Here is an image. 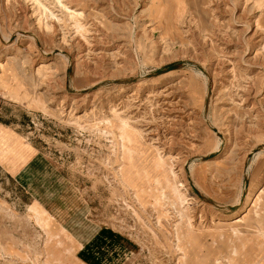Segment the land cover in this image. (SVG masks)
I'll use <instances>...</instances> for the list:
<instances>
[{
    "label": "rangeland",
    "instance_id": "rangeland-1",
    "mask_svg": "<svg viewBox=\"0 0 264 264\" xmlns=\"http://www.w3.org/2000/svg\"><path fill=\"white\" fill-rule=\"evenodd\" d=\"M0 103V264H264V0H0Z\"/></svg>",
    "mask_w": 264,
    "mask_h": 264
},
{
    "label": "crops",
    "instance_id": "crops-1",
    "mask_svg": "<svg viewBox=\"0 0 264 264\" xmlns=\"http://www.w3.org/2000/svg\"><path fill=\"white\" fill-rule=\"evenodd\" d=\"M7 98V97H5ZM9 99V98H8ZM10 101H13V102H19V101H16V100H12V99H9ZM7 106H10V104L8 103ZM7 112L6 111L5 113H2L0 115V126L4 127L5 129H1V133L4 135L6 132H12L13 133V137L5 144L2 152L7 148L8 145H10L11 143H13L17 137L20 135L19 132L17 131V128L20 127V123H19V119L18 117H16V119H11L9 116L12 114L11 112L7 115ZM16 115H13V117L15 118ZM31 146L34 148L35 152L31 154L30 157H26L22 162L18 165V167L16 168L14 174L10 173L7 168L5 167V165H3L1 162H0V169L3 170L5 172V174L12 178V179H16V177H19V175L24 172L26 170V168L30 165V163L34 160V158L37 156V154L39 153V151L37 150L36 147H34L32 144ZM27 149V147H25ZM0 152V156H1V153ZM1 161V160H0ZM7 164L9 161H6ZM3 163H5L3 161ZM10 167V166H9ZM32 201L36 202L37 204H39L42 208H44L45 206L36 198H34ZM46 208V207H45ZM47 209V208H46ZM48 210V209H47ZM49 211V210H48ZM53 215V214H52ZM54 219L56 220V222L58 224H60L61 226H63L60 222H58V220L55 218V216L53 215ZM70 234V228H68L67 226H63ZM87 243V241L85 242V244ZM49 247V246H48ZM81 247H83V245H81ZM56 253H57V250H56Z\"/></svg>",
    "mask_w": 264,
    "mask_h": 264
},
{
    "label": "water",
    "instance_id": "water-1",
    "mask_svg": "<svg viewBox=\"0 0 264 264\" xmlns=\"http://www.w3.org/2000/svg\"><path fill=\"white\" fill-rule=\"evenodd\" d=\"M177 66H178L177 64H175V65H171V66L167 67V70L174 69V68L177 67ZM257 150H258V148L255 149V151H257Z\"/></svg>",
    "mask_w": 264,
    "mask_h": 264
},
{
    "label": "bare ground",
    "instance_id": "bare-ground-1",
    "mask_svg": "<svg viewBox=\"0 0 264 264\" xmlns=\"http://www.w3.org/2000/svg\"><path fill=\"white\" fill-rule=\"evenodd\" d=\"M19 35H21V34L19 33ZM262 150H263L262 148H259L257 151H260V152H261ZM249 196H250V194H249V192H248V193L246 194V199L249 198Z\"/></svg>",
    "mask_w": 264,
    "mask_h": 264
},
{
    "label": "built area",
    "instance_id": "built-area-1",
    "mask_svg": "<svg viewBox=\"0 0 264 264\" xmlns=\"http://www.w3.org/2000/svg\"><path fill=\"white\" fill-rule=\"evenodd\" d=\"M0 108H1V103H0Z\"/></svg>",
    "mask_w": 264,
    "mask_h": 264
},
{
    "label": "trees",
    "instance_id": "trees-1",
    "mask_svg": "<svg viewBox=\"0 0 264 264\" xmlns=\"http://www.w3.org/2000/svg\"><path fill=\"white\" fill-rule=\"evenodd\" d=\"M48 209V208H47Z\"/></svg>",
    "mask_w": 264,
    "mask_h": 264
}]
</instances>
